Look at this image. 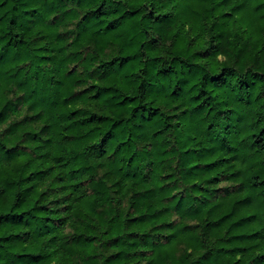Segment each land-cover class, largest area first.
I'll return each mask as SVG.
<instances>
[{
    "label": "trees",
    "instance_id": "1",
    "mask_svg": "<svg viewBox=\"0 0 264 264\" xmlns=\"http://www.w3.org/2000/svg\"><path fill=\"white\" fill-rule=\"evenodd\" d=\"M0 264H264V0H0Z\"/></svg>",
    "mask_w": 264,
    "mask_h": 264
}]
</instances>
